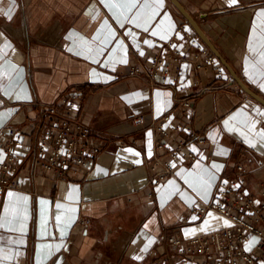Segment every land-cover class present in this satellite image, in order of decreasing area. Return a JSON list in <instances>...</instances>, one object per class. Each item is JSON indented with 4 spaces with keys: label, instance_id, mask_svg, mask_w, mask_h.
<instances>
[{
    "label": "crops",
    "instance_id": "0c3cea01",
    "mask_svg": "<svg viewBox=\"0 0 264 264\" xmlns=\"http://www.w3.org/2000/svg\"><path fill=\"white\" fill-rule=\"evenodd\" d=\"M179 1L210 43L172 0H0V130L27 129L38 103H53L76 86L102 145L85 171L40 168L35 181L26 171L19 189L0 191V264H145L167 227L212 197L221 168L264 159V103L244 87L264 98V0ZM55 22L62 25L60 44L36 39ZM182 22L217 56L226 86L214 84V66L183 65L180 77L156 87L129 74L136 49L150 55L154 38L168 39ZM185 97L193 99L187 113ZM166 112L206 141L190 143L199 158L179 161L155 188L148 184L153 119ZM229 224L211 211L180 231L190 236Z\"/></svg>",
    "mask_w": 264,
    "mask_h": 264
},
{
    "label": "built area",
    "instance_id": "2783aa9c",
    "mask_svg": "<svg viewBox=\"0 0 264 264\" xmlns=\"http://www.w3.org/2000/svg\"><path fill=\"white\" fill-rule=\"evenodd\" d=\"M154 42L157 49L150 55H141V49H136L139 56L129 66V74L141 75L156 87L167 84L174 73L180 77L183 65L196 71L214 66V84L227 85L225 68L218 65L217 56L189 22L179 23L168 39L156 37ZM192 100L183 99V113ZM85 107L84 91L73 86L53 103H38L27 129L11 124L0 130V149L4 152L0 155V191L19 189L26 171L35 181L40 168L60 175L89 169L102 145L85 119ZM153 124L157 137L148 184L156 188L175 174L179 161L199 158L189 145L204 143L206 137L178 122L172 112L155 117ZM207 159L212 160L211 156ZM211 211L228 218L230 224L190 236L181 233L183 224L200 222ZM152 251V259L145 264H264V159L255 167L240 162L230 171L221 168L212 197L192 206L182 222L167 227L163 240Z\"/></svg>",
    "mask_w": 264,
    "mask_h": 264
},
{
    "label": "bare ground",
    "instance_id": "6f19581e",
    "mask_svg": "<svg viewBox=\"0 0 264 264\" xmlns=\"http://www.w3.org/2000/svg\"><path fill=\"white\" fill-rule=\"evenodd\" d=\"M9 27L10 30H12V32L20 35L21 37H26L28 35L24 27L22 29L13 28L10 25ZM61 31H62V25L59 22H55L52 25H49L48 27L40 30L36 35V39L44 40L48 42L51 41L60 44Z\"/></svg>",
    "mask_w": 264,
    "mask_h": 264
},
{
    "label": "water",
    "instance_id": "95a60500",
    "mask_svg": "<svg viewBox=\"0 0 264 264\" xmlns=\"http://www.w3.org/2000/svg\"><path fill=\"white\" fill-rule=\"evenodd\" d=\"M180 9L181 11L186 15V17L189 19V21L192 23V25L196 28V30L202 35V37L208 42L209 39L206 37V35L204 34V32L202 31V29L200 28V26L198 25V23L196 22L195 18L186 10V8L183 6V4L179 1V0H172ZM244 87L252 94L254 95L257 99H259L260 101H262L264 103V98L261 97L260 95H258L257 93H255L254 91H252L251 89H249L246 85H244Z\"/></svg>",
    "mask_w": 264,
    "mask_h": 264
},
{
    "label": "snow or ice",
    "instance_id": "6c2138e0",
    "mask_svg": "<svg viewBox=\"0 0 264 264\" xmlns=\"http://www.w3.org/2000/svg\"><path fill=\"white\" fill-rule=\"evenodd\" d=\"M228 2H229V6H232V5H235V4H237V2H238V0H228ZM147 43V42H146ZM143 53H141V55H142ZM194 151H195V149H194ZM9 195H12L11 193H9ZM255 240V238H253V241Z\"/></svg>",
    "mask_w": 264,
    "mask_h": 264
}]
</instances>
